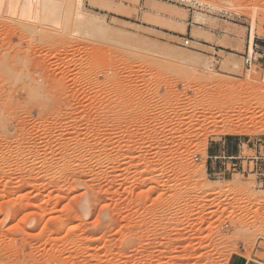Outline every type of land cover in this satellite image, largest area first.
I'll return each mask as SVG.
<instances>
[{
	"label": "rangeland",
	"instance_id": "374dc122",
	"mask_svg": "<svg viewBox=\"0 0 264 264\" xmlns=\"http://www.w3.org/2000/svg\"><path fill=\"white\" fill-rule=\"evenodd\" d=\"M22 1L0 0V264L264 258V182L207 162L264 136V0Z\"/></svg>",
	"mask_w": 264,
	"mask_h": 264
},
{
	"label": "built area",
	"instance_id": "2783aa9c",
	"mask_svg": "<svg viewBox=\"0 0 264 264\" xmlns=\"http://www.w3.org/2000/svg\"><path fill=\"white\" fill-rule=\"evenodd\" d=\"M191 38L186 39V46H191ZM253 57L250 53L245 55V63L248 67L253 65ZM242 151L237 154L223 152L219 156L220 174L227 175L230 172L241 174V176L257 175L260 181L264 182V136L256 138L254 142H239ZM247 146L254 152V155H247L244 147ZM199 160V157H196ZM264 264V262H259Z\"/></svg>",
	"mask_w": 264,
	"mask_h": 264
},
{
	"label": "crops",
	"instance_id": "0c3cea01",
	"mask_svg": "<svg viewBox=\"0 0 264 264\" xmlns=\"http://www.w3.org/2000/svg\"><path fill=\"white\" fill-rule=\"evenodd\" d=\"M213 35V39H212V43L213 44H216L214 43L216 39H218V37H216L215 34H212ZM255 40H256V37L254 38V43H253V48H254V51L257 50V48H261V49H258V52H261L263 51V48H264V40L261 41V45H258L255 43ZM229 42V46H236L237 44H239L235 38H231V39H228L227 40ZM210 42V41H209ZM243 47L246 48V45H241ZM260 55H263L262 52L259 53ZM223 148V149H221ZM220 149H217V148H214V147H209L208 149V165L212 166V170H216L217 174H220V165H219V156L223 153V152H227V153H230V154H237L239 152L242 151L241 147L239 146V144H234L232 147H229V144L227 145V142L224 141L223 142V147H221ZM218 162V167H214L213 164ZM258 252V251H257ZM263 251H260L259 253H262ZM259 262H264V258H254L252 260H249L245 255L243 254H240V253H236L234 255H232L228 261L227 264H259Z\"/></svg>",
	"mask_w": 264,
	"mask_h": 264
},
{
	"label": "bare ground",
	"instance_id": "6f19581e",
	"mask_svg": "<svg viewBox=\"0 0 264 264\" xmlns=\"http://www.w3.org/2000/svg\"><path fill=\"white\" fill-rule=\"evenodd\" d=\"M37 2H39L40 6H47L49 4V0H23L20 7L21 13L23 14L32 13L35 7V3ZM40 6H39V10H40ZM39 10H37V12H40ZM37 15L40 16L39 13Z\"/></svg>",
	"mask_w": 264,
	"mask_h": 264
}]
</instances>
